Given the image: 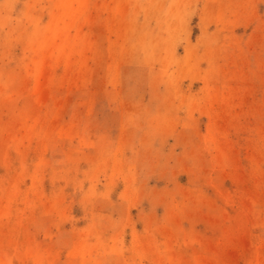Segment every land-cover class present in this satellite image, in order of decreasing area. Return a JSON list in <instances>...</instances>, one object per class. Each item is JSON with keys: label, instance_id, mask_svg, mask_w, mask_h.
<instances>
[{"label": "rangeland", "instance_id": "obj_1", "mask_svg": "<svg viewBox=\"0 0 264 264\" xmlns=\"http://www.w3.org/2000/svg\"><path fill=\"white\" fill-rule=\"evenodd\" d=\"M0 264H264V0H0Z\"/></svg>", "mask_w": 264, "mask_h": 264}]
</instances>
